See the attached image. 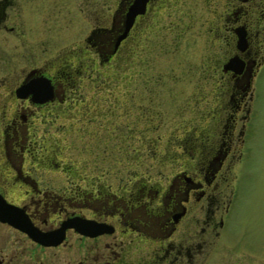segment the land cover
I'll list each match as a JSON object with an SVG mask.
<instances>
[{"label":"flooded vegetation","instance_id":"obj_1","mask_svg":"<svg viewBox=\"0 0 264 264\" xmlns=\"http://www.w3.org/2000/svg\"><path fill=\"white\" fill-rule=\"evenodd\" d=\"M132 1L66 8L61 40V0H0V198L39 232L62 235L43 245L0 222V264H206L212 256L227 264L233 253L235 183L264 65V0H191L205 13V80L195 91L207 87L210 101L195 99L193 117L177 127L178 157L164 155L173 143H157L169 134L149 123L142 130L141 74L115 68L139 54L143 21L156 10L157 0H146L125 32ZM168 1V11L185 3ZM29 12L39 15L33 32ZM171 24L176 54L192 24ZM45 28L59 45L47 59L30 44ZM142 138L152 149L144 158Z\"/></svg>","mask_w":264,"mask_h":264},{"label":"rangeland","instance_id":"obj_2","mask_svg":"<svg viewBox=\"0 0 264 264\" xmlns=\"http://www.w3.org/2000/svg\"><path fill=\"white\" fill-rule=\"evenodd\" d=\"M68 1L65 3V0H61L59 5L58 17L62 22L67 19L65 16L67 15L66 8L71 10L70 15H72L73 11L79 12L80 6L92 3V0H71L68 6ZM93 1L96 5L105 8L107 5H113L116 0ZM182 1L185 2L182 3L183 7L168 11L169 1L157 0L154 14L148 15L151 19L143 21L147 34L144 36V40L140 42V48L137 51L139 54L132 59L121 61L115 66L117 69L130 70L128 73L132 76L136 73L141 74L139 98L136 96V99L142 108V130L146 127V123H149L147 126H152L151 129H155V133L169 134V141H158V145L169 142V144L178 145L176 137L181 136V130L177 127H181V121L184 119L193 117L194 114L191 113V109L192 112L195 111V108L198 109L195 99H201L203 95H206L204 98L206 104L210 101L207 87L205 94H199L195 91V86L202 84L205 80V77L202 76L203 69L200 66L205 41L202 38L203 35L198 33V28L201 27V19L198 18V15L205 13L202 9H190L192 7L191 0ZM38 17L39 15L33 16L29 12L30 25L26 28H29L31 32L34 29V21ZM171 22H176L181 26L192 24L190 25L192 27L184 32L182 38L178 40L180 50L176 54H171L170 50L171 37L174 35V33L169 34ZM63 25L66 24L63 22L60 30H56L59 33L56 37L61 40L66 35ZM67 25L70 26V24ZM44 31L46 33L44 40L39 41L35 38L36 36H30V44L32 48L37 49L36 47H39L45 50L46 55L44 54L43 58L47 59L53 56L52 53L59 49L57 47L59 45L50 38L54 34L53 30L45 28ZM68 32L70 34V30ZM67 42L69 41L64 44H68ZM173 73L179 77L172 78ZM131 84L134 88L136 83L132 82ZM199 106L203 108L205 104L202 103ZM208 110L211 111L209 108L206 112ZM149 117L152 120L147 122ZM250 121L248 151L237 171L238 179L235 184L238 186L239 193L236 197L228 236L230 241L235 242L236 247L233 253L227 252V256L223 257L227 264H264V65L253 83V114ZM204 124L201 125L204 126ZM194 126L196 124L187 126L185 131L186 129L187 131L191 130ZM174 137L175 139H173ZM147 143H149L148 140L142 138L141 154L143 158L146 155H152V149ZM175 145L174 149L164 151V155L170 153L174 157H178ZM162 152L163 150L160 148L156 156L161 158ZM214 260L216 258L212 256L206 264H223L214 262ZM231 261L233 262L230 263Z\"/></svg>","mask_w":264,"mask_h":264},{"label":"water","instance_id":"obj_3","mask_svg":"<svg viewBox=\"0 0 264 264\" xmlns=\"http://www.w3.org/2000/svg\"><path fill=\"white\" fill-rule=\"evenodd\" d=\"M146 0H133L130 4L127 12L126 22L125 23V32L131 26V22H133L134 18L138 14L144 13L145 11V2ZM122 34L121 37L118 38L117 42L124 36ZM16 208L7 204L3 199L0 198V222L8 223L21 231H24L28 234L33 241L41 242L43 245H51L57 244L61 241L62 235L55 239L58 236L57 232L54 233H41L38 230L34 229L28 221L25 219H21L16 217L17 215Z\"/></svg>","mask_w":264,"mask_h":264}]
</instances>
